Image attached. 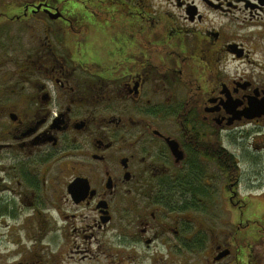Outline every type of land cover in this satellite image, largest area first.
<instances>
[{"label":"flooded vegetation","instance_id":"1","mask_svg":"<svg viewBox=\"0 0 264 264\" xmlns=\"http://www.w3.org/2000/svg\"><path fill=\"white\" fill-rule=\"evenodd\" d=\"M0 4V217L40 245L11 264L46 218L89 264H264V0Z\"/></svg>","mask_w":264,"mask_h":264},{"label":"rangeland","instance_id":"2","mask_svg":"<svg viewBox=\"0 0 264 264\" xmlns=\"http://www.w3.org/2000/svg\"><path fill=\"white\" fill-rule=\"evenodd\" d=\"M1 1V0H0ZM1 5V4H0ZM10 32V31H9ZM13 33V32H10ZM263 169L261 170L260 173L255 172L254 168L250 170L251 174H248L246 176V179L252 182H256L258 180V183H260L259 179L264 178V163L261 164ZM259 172V171H258ZM260 174V175H259ZM223 182L224 180L222 178H218L217 181H213L214 185L212 191H214V202L212 207L208 208V210H212V214H217V220L218 222H226L229 219H232V216L229 217V213L231 211V208L233 205L230 204L229 199H236L235 197H230L232 196V193L230 194L227 192L225 195V192L221 189L223 187ZM216 183V184H215ZM217 190V192H216ZM219 190V191H218ZM243 196L247 197V203H248V217H250V222L251 225H254L255 220H259L258 216H264V186L258 187L256 190H254L252 193L242 191ZM217 194V197L215 196ZM242 197V196H240ZM236 201V200H235ZM242 211V213L245 212V207L242 206V209H239V211ZM234 213V212H233ZM262 213V214H260ZM28 215L25 217L22 216L21 218L18 219V221L24 220V222L28 219ZM43 219V218H42ZM49 219V218H48ZM42 220L43 222V230L47 233H42L40 236V240H44V245L43 250L36 251L33 255L32 258H28L26 260V257L24 256H19L17 261H22L24 262L26 260L27 263L29 264H89L95 262V259L92 258V260H89L88 258L80 259L81 256L85 255L86 253H74L70 252L72 248H75V245H79L81 242L75 241L74 236H72V226L70 225V222L64 223L66 226L65 228H61L59 232V237L56 238L55 241H49V235H51V231L54 228L53 223L48 220ZM18 221H14L12 219H7L4 220L2 217H0V264H11L13 262H16L11 254H13V250L18 249V250H24V252H29L30 250L27 249H32L33 247H40L39 241L38 244H32V241H29L31 239L28 235H25L24 233H19L18 229ZM220 226V224H219ZM36 229V228H35ZM55 230V228H54ZM21 232V231H20ZM37 232V231H34ZM258 232L256 233L257 236ZM263 237L264 239V234H260L259 237ZM251 236L250 240L251 243L255 242ZM23 241L27 242L26 245L23 244ZM264 242V241H263ZM107 246L111 250L105 251L106 254H101L100 258L102 261H106L107 263L110 262L111 259H113V253L117 250V246H115L109 239L107 238ZM264 246V243H263ZM30 253V252H29ZM112 253V254H111ZM65 254V255H64ZM111 254L112 256L110 257ZM34 262V263H30Z\"/></svg>","mask_w":264,"mask_h":264},{"label":"water","instance_id":"3","mask_svg":"<svg viewBox=\"0 0 264 264\" xmlns=\"http://www.w3.org/2000/svg\"><path fill=\"white\" fill-rule=\"evenodd\" d=\"M245 114L248 117H254V116H259L261 114H264V108H260V106L258 107L257 105H255L254 101L250 104V108H248L245 111Z\"/></svg>","mask_w":264,"mask_h":264},{"label":"trees","instance_id":"4","mask_svg":"<svg viewBox=\"0 0 264 264\" xmlns=\"http://www.w3.org/2000/svg\"><path fill=\"white\" fill-rule=\"evenodd\" d=\"M252 163H255L254 162V160L253 161H251ZM251 163V164H252ZM253 166V165H252ZM255 167V166H254ZM200 192V191H199ZM207 192L205 191V189H202L201 190V192L200 193H198V194H200V196L202 197V196H204L205 194H206ZM197 194V193H196ZM197 194V195H198ZM6 208H5V206H0V213H2L4 210H5Z\"/></svg>","mask_w":264,"mask_h":264}]
</instances>
